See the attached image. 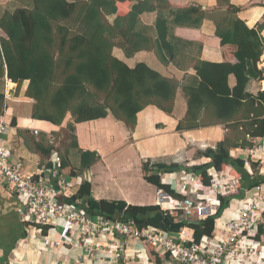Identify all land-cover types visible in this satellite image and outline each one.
I'll list each match as a JSON object with an SVG mask.
<instances>
[{"label":"trees","instance_id":"1","mask_svg":"<svg viewBox=\"0 0 264 264\" xmlns=\"http://www.w3.org/2000/svg\"><path fill=\"white\" fill-rule=\"evenodd\" d=\"M20 1L24 6L6 11L0 18V78L7 76L17 84V100L34 101L32 119L62 127L71 116L72 122L62 131L61 147L66 142V146L69 144L64 151L51 143L45 134L37 137L28 134L27 137L30 149L40 157V165L51 170L55 180L58 174L69 179L78 176L69 160V152L74 148L78 149L83 170L99 159L97 153L79 149L76 124L112 115L127 129L134 130L138 114L149 106L173 114L180 89L187 99L188 111L180 121L178 131L214 126H222L225 131L215 149L197 152L195 158L202 161L201 164L189 168L179 164H156L152 169L150 163L143 165L145 180L178 204L184 203L186 197L179 194L162 174H194L198 205L216 208L204 220L177 218L164 212L160 205L133 206L123 201H97L87 182L74 197L63 199V202L75 205L95 220L101 217L132 222L140 230L150 228L181 233L190 229L194 232V242L202 245L206 239L216 237L217 218L234 199L245 197L253 190L264 192V176L252 175V171L264 166L262 159L239 157L233 153L236 149H251L254 140L264 139V92L254 96L247 91L252 79L264 80V72L258 69L264 55V23L249 29L238 18L240 9L230 6L226 16L214 19L224 62L199 61L195 65L197 75L180 82L162 76L145 64L131 69L113 55L117 46L127 56L153 49L149 39L139 30L141 16L162 7H175L167 0H159L158 6L150 0ZM194 15H200L199 21L191 24L199 28L205 12L198 7H178L177 20ZM109 16H116L114 23L108 20ZM157 25L165 27L166 22L158 19ZM231 75L237 82L234 88L229 85ZM6 109V95L0 92V117L5 116ZM11 124L15 125L16 119ZM55 154L58 156L56 164L52 162ZM222 172L240 181L235 191L223 192L215 198L211 187ZM26 226L35 224L29 221ZM37 227L42 229L44 236L52 228L38 224ZM245 237L249 242L264 245V224L258 225L254 234H245ZM144 246L148 261L143 260V263L166 264V259L151 246ZM10 252L0 258V264H9Z\"/></svg>","mask_w":264,"mask_h":264},{"label":"crops","instance_id":"2","mask_svg":"<svg viewBox=\"0 0 264 264\" xmlns=\"http://www.w3.org/2000/svg\"><path fill=\"white\" fill-rule=\"evenodd\" d=\"M150 1L154 5H160L159 0ZM167 2L175 7H162L156 12H147L141 16L139 30L149 39L150 46H153L152 50H143L133 56H127L120 46L114 48L113 55L129 68L135 69L139 64H145L164 77L180 82L188 81V78L197 75L195 65L199 61L213 64L224 62L214 19L226 16L230 6L240 9L238 18L249 29L264 23V0H167ZM178 7L201 8L205 12L201 26L198 28L191 24L197 23L200 15L185 16L182 20H177ZM115 19L116 16L108 17L111 23H114ZM158 19L166 22V26H158ZM262 36L264 37V32ZM258 69L264 72V55ZM236 83L235 76L231 75L230 87L234 88ZM16 90L17 84L10 81L7 76L0 78V92L5 93L7 100L3 118L11 128L5 138L10 143L12 159L24 161L26 170L38 173L43 167L40 165V157L32 152L27 143L28 134L35 137L45 134L49 140H55L56 146L64 151L60 144L63 138L62 131L72 122V118L69 115L62 127L34 120L31 118L34 101L17 100ZM247 91L258 96L264 92V80L252 79ZM187 111V99L180 89L173 114L169 115L155 106H149L138 114L134 130L127 129L112 115L105 119L76 124L75 136L79 149L97 153L99 159L90 168L83 170L78 149L74 148L69 152L70 162V155L75 156L76 153L79 157V164L73 166L78 176L72 179L67 177L72 193L77 194L81 185L87 182L91 185L92 197L97 201H123L133 206L172 204L169 196L145 180L143 165L150 163L152 169L156 164H179L183 167L187 165V168L201 164L202 161L195 158L197 152L208 148L215 149L217 142L225 134L222 126L178 131V125L186 117ZM13 119H16L15 125L11 124ZM56 134L59 136H55ZM57 160L58 156L55 154L52 162L56 163ZM162 177L172 181L173 187L181 191L179 183L188 176H179L176 173L171 176L162 174ZM257 192V190L247 192L246 197L251 198ZM19 204V199L0 183V258L11 250L9 264H83L85 260L89 261L87 264H104L81 258V247L75 241L70 242V238L72 241L73 237L72 226L64 221H58L57 226L49 230L47 236L43 235L42 229L37 227L35 222H32L35 226L27 227L28 222L18 217ZM182 235L193 240L194 232L184 229ZM124 242L121 246L127 248V254L146 253L144 245L136 244L133 240ZM106 256L109 257L108 254ZM143 258L145 259L141 257L140 260Z\"/></svg>","mask_w":264,"mask_h":264},{"label":"built area","instance_id":"3","mask_svg":"<svg viewBox=\"0 0 264 264\" xmlns=\"http://www.w3.org/2000/svg\"><path fill=\"white\" fill-rule=\"evenodd\" d=\"M10 129V124L0 117V183L19 199L17 211L24 221L35 222L40 227L51 226V229L57 226L58 221L71 225L73 237L70 242L75 241L81 247V258L104 264H123L122 261L130 255L125 253L120 242L122 239H131L141 245L151 246L166 259V264H264V245L249 242L245 237V234H254L257 226L264 224V193L260 189L238 218L224 224L214 239H206L204 244L198 245L194 239H186L182 232L166 233L150 228L140 230L132 222L111 221L101 217L95 220L75 205L63 202V199L74 197L67 177L58 174L55 180L53 172L45 168L41 172L31 173L26 170L24 161L13 160L10 143L5 138ZM50 141L54 143L55 140ZM234 152L239 157L264 159V139L254 140V147L251 149H236ZM196 179L191 174L180 181L181 191L174 187L186 200L181 204L172 202L162 205L164 212L183 219L184 214L193 216L197 211L200 216L197 221L206 218L202 214L209 207L198 205ZM239 181L240 179H231L227 173L222 172L212 184L211 190L217 198L223 192L235 191ZM180 211L184 212L180 214ZM108 238L113 239V244L109 243ZM104 252L111 253V261L103 256ZM140 256L148 261L147 252ZM87 263L89 261L85 260L83 264Z\"/></svg>","mask_w":264,"mask_h":264},{"label":"rangeland","instance_id":"4","mask_svg":"<svg viewBox=\"0 0 264 264\" xmlns=\"http://www.w3.org/2000/svg\"><path fill=\"white\" fill-rule=\"evenodd\" d=\"M22 6H24V4H22V2L20 0H0V18L3 16V14L6 11H14L17 8L22 7ZM62 137H63V135H62ZM66 144H67V142H66ZM66 144L63 147L64 150H66V148L69 147V144H68V146H66ZM233 153H235L237 156H239L238 153H236V152H233ZM242 155H244V154H242ZM70 157H71V164H72V166H77L79 164V157H78V155L75 153V156L70 155ZM262 165H264V159H262ZM184 167L187 168V165H185ZM263 169H264V166L262 168H259V170L256 171V172L255 171L254 172L252 171V175H255L254 177H257L258 175L264 176V170ZM27 171H29V170H27ZM225 173H227V172H225ZM258 173H260V174H258ZM178 178H180V177H178ZM253 198H255V197H253ZM253 198L252 197L250 198L249 196L246 197V195H245V197L243 196L241 198L234 199L231 202L229 208H227L217 218V221H216V223H217L216 233H219L223 229L224 224H226L227 222H229V221H231L233 219L238 218L240 212L248 204V202L251 201ZM215 211H216V208L215 207H210L206 211V213L205 214L203 213L202 215L208 217L210 214L214 213ZM180 212H181L180 214H182L184 211H180ZM184 218H186V220L193 221V220H198V218H200V216H199V214L196 211L193 216H186L184 214L183 219ZM117 235L120 236L119 234H117ZM107 240H110L109 243L113 244V239L112 238H108ZM124 241H131V239H129V240L122 239L121 242H120V244L123 245L125 243ZM133 241H135V240H133ZM137 243L138 242L136 241V244ZM124 250H125V253H126L127 252V248H125ZM104 253H103V255H105V257H107L106 254L109 255V257H108L107 260L108 261L109 260L111 261V253L110 252H104ZM128 253H129L130 256L127 257L124 261L121 260L123 262V264H146V263L141 262V261H143V259L140 260V257L142 255L140 256V254H137V253L134 254L135 252H133V253L128 252ZM133 255H134V258H132ZM262 261L264 262V260H262Z\"/></svg>","mask_w":264,"mask_h":264}]
</instances>
